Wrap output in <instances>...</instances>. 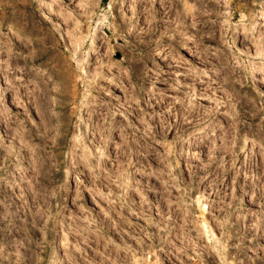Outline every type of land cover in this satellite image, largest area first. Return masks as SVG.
Listing matches in <instances>:
<instances>
[{
	"label": "rangeland",
	"instance_id": "obj_1",
	"mask_svg": "<svg viewBox=\"0 0 264 264\" xmlns=\"http://www.w3.org/2000/svg\"><path fill=\"white\" fill-rule=\"evenodd\" d=\"M0 264H264V0H0Z\"/></svg>",
	"mask_w": 264,
	"mask_h": 264
},
{
	"label": "bare ground",
	"instance_id": "obj_2",
	"mask_svg": "<svg viewBox=\"0 0 264 264\" xmlns=\"http://www.w3.org/2000/svg\"><path fill=\"white\" fill-rule=\"evenodd\" d=\"M123 3V2H122ZM89 131V130H88ZM91 131V130H90Z\"/></svg>",
	"mask_w": 264,
	"mask_h": 264
}]
</instances>
